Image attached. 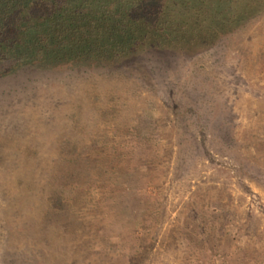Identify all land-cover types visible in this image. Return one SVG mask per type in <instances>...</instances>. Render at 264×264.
<instances>
[{
	"label": "rangeland",
	"instance_id": "obj_1",
	"mask_svg": "<svg viewBox=\"0 0 264 264\" xmlns=\"http://www.w3.org/2000/svg\"><path fill=\"white\" fill-rule=\"evenodd\" d=\"M209 50L0 77V264H264V10Z\"/></svg>",
	"mask_w": 264,
	"mask_h": 264
},
{
	"label": "trees",
	"instance_id": "obj_2",
	"mask_svg": "<svg viewBox=\"0 0 264 264\" xmlns=\"http://www.w3.org/2000/svg\"><path fill=\"white\" fill-rule=\"evenodd\" d=\"M264 0H0V77L71 58L202 52Z\"/></svg>",
	"mask_w": 264,
	"mask_h": 264
}]
</instances>
